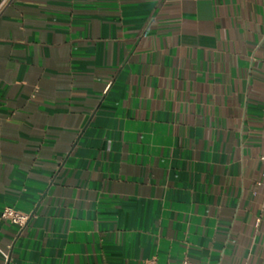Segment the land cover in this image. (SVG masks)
<instances>
[{"label":"crops","instance_id":"obj_1","mask_svg":"<svg viewBox=\"0 0 264 264\" xmlns=\"http://www.w3.org/2000/svg\"><path fill=\"white\" fill-rule=\"evenodd\" d=\"M0 264H264V0H0Z\"/></svg>","mask_w":264,"mask_h":264},{"label":"built area","instance_id":"obj_2","mask_svg":"<svg viewBox=\"0 0 264 264\" xmlns=\"http://www.w3.org/2000/svg\"><path fill=\"white\" fill-rule=\"evenodd\" d=\"M3 4L4 3L0 5V8L2 7ZM30 216H31L30 213L17 210L11 206L4 207L0 213V219L8 220L9 222L16 224L20 228H23L26 225ZM144 264H206V263L196 262L190 259H182L181 261L173 262V263H160L156 260L155 257H153L146 260Z\"/></svg>","mask_w":264,"mask_h":264}]
</instances>
